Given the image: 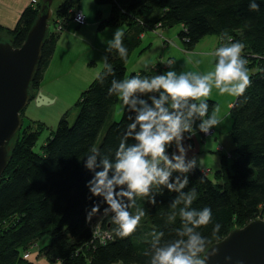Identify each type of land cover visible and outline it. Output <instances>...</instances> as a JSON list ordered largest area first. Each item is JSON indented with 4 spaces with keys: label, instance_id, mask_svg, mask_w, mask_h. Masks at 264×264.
Masks as SVG:
<instances>
[{
    "label": "trees",
    "instance_id": "1",
    "mask_svg": "<svg viewBox=\"0 0 264 264\" xmlns=\"http://www.w3.org/2000/svg\"><path fill=\"white\" fill-rule=\"evenodd\" d=\"M94 1L97 5L111 4V13L99 22V29L127 27L123 35L127 59L122 60L115 49L107 53L115 75L108 74L105 68L101 70L78 98L75 106L79 111L74 123L71 124L65 114L41 153L34 151L38 131L23 126L22 111V126L9 146L10 159L0 179V264H35L23 253L30 244L46 235L50 236V242L39 251L51 264H149L150 258L143 254L149 247L148 234L153 230L162 231L164 239L175 238V229L182 226V221L178 215L173 223L167 219L176 196L167 189L156 195L155 205L147 200L138 201L147 215L130 237L115 235L116 225L110 213L104 215L97 232L92 225L95 215L90 221L86 216V210L90 211L99 198L91 197L86 187L92 173L84 166L85 154L96 147L114 158L130 123L124 109L121 119L107 127L98 143L113 105L118 101L115 95H109L111 81L126 78L127 62L133 50L140 46L146 31L158 27L181 25L178 37L187 52L210 35L219 38L217 48L228 42L223 39L226 36L231 37L232 42L244 43L242 55L248 61L247 67L255 68L256 72L250 76L251 86L243 96L236 98L229 111L234 149L224 155L212 177H209V169L196 167L188 174L189 184L183 191L195 188L197 198L192 207L212 210L213 223L199 229L205 237H211L215 223L221 225L218 234L221 240L235 227H243L256 218L264 219V0H255L259 11L249 10L250 0ZM41 9L40 3L27 7L13 29L0 25V37L10 40L15 47L21 46ZM76 9L73 0H64L53 14L56 31L48 30L45 36L31 83V100L62 31L69 21L73 22ZM99 14L100 11L96 14L97 20H100ZM167 62L163 66L168 68ZM162 73V68L155 66L147 71L132 72L129 78ZM208 104L210 115L218 103L208 99ZM176 175L178 173H174L173 178ZM105 207L106 204H101L100 212ZM130 211L135 214V209ZM103 232L111 237L103 238ZM219 240L212 239L211 245Z\"/></svg>",
    "mask_w": 264,
    "mask_h": 264
},
{
    "label": "clouds",
    "instance_id": "2",
    "mask_svg": "<svg viewBox=\"0 0 264 264\" xmlns=\"http://www.w3.org/2000/svg\"><path fill=\"white\" fill-rule=\"evenodd\" d=\"M249 10L259 11L255 0H250ZM123 35L120 28L116 29L107 42V51L115 49L126 60L128 50L123 44ZM223 39L228 42L209 53L215 63L206 73H177L171 70L175 61L169 60L170 70L165 73L113 79L109 95L119 99L129 114L130 123L114 158L92 147L85 154L86 160L83 159L85 168L92 173L86 187L91 197L99 198L90 211L86 210L87 219L90 221L99 214L101 204H106L103 214H111L117 237L132 236L147 215L139 200L155 205L156 195L162 189L176 193L170 204L173 211L167 219L173 223L178 215L182 226L175 229V238L170 240L164 239L162 231L153 230L148 234L151 239L143 254L150 258L149 264H208L218 254L215 248L209 251V246L212 239H220L221 225L214 224L211 237L203 236L199 229L213 223L212 210L192 207L197 198L195 188L183 191L189 184L188 174L197 167L196 157L187 158L191 145L185 147L184 141L190 140L197 131L208 135L211 129L225 122L219 105L209 115L208 99L213 89L221 96L240 97L251 86L248 61L242 55L244 43L232 42L227 36ZM102 61L107 73L114 76L108 57ZM173 146L175 151L169 155V148ZM174 173L178 175L173 178ZM130 209H135V214Z\"/></svg>",
    "mask_w": 264,
    "mask_h": 264
},
{
    "label": "rangeland",
    "instance_id": "3",
    "mask_svg": "<svg viewBox=\"0 0 264 264\" xmlns=\"http://www.w3.org/2000/svg\"><path fill=\"white\" fill-rule=\"evenodd\" d=\"M46 0H39L40 5L43 6ZM64 0H53L51 3V7L54 12L57 10L58 6L63 2ZM76 4L78 0H73ZM80 7L82 8L86 18L87 23H90L91 18L94 22L91 27H89V30L85 32L84 36L88 38H94L96 33L100 34V39L105 40H111L113 38L114 32L116 29L120 28L122 32L125 30L124 25H118V26H109L105 28L99 29V22L102 20H105V15L109 14L108 12L111 10V4H104V5H97L94 0H81ZM92 7L91 11V17L87 13L90 8ZM94 7V9H93ZM106 9V11L104 10ZM102 10V12H101ZM100 11V20H97L95 18L97 12ZM102 13V16H101ZM105 14V15H104ZM53 17V16H52ZM97 20V21H96ZM69 24H75L73 22H69ZM68 25V23L66 24ZM77 27V25L75 24ZM81 26L80 28H82ZM166 29V30H165ZM182 27L181 25H175L173 27L168 28H157L156 30H148L145 33L144 38H142V42L139 47L133 50L132 54L130 55L128 62H127V70H126V78H129V75L132 72L139 71V70H150L152 67L158 66L159 68H162L163 73L169 71L170 69L167 67H164L163 64H165L168 59L171 57L173 61H175V64L171 70L176 71L177 73L180 72H198V73H206L207 71H210L214 67L215 58L212 55L209 54H199V49H203L204 51H211L214 52L216 45V39L217 36L210 35L204 37L196 46V53L193 51H183V44L181 40L178 37V33L181 31ZM49 30L56 31V26L53 23V19L50 20V26ZM164 30V34H163ZM162 31V32H161ZM64 33V32H63ZM165 39H167V44L165 48V43H163V36ZM93 42V40H90ZM92 45V43H91ZM88 46V45H87ZM82 47H80L81 49ZM78 52V51H77ZM73 51V55H69V60L71 57L75 56L73 61L70 63H77V71L75 73L66 74L58 77L57 79V88L54 90V92L58 95V100L54 103H48L45 105H41L37 99H32L29 101L28 105L24 109V115H23V126L28 127L30 126L32 130L38 131L37 132V142L34 146V151L37 153L42 152V147L47 141L48 137L51 135L52 132H54L58 126V123L60 119L66 114L68 117V121L72 124L74 123L77 113L79 111L78 107L75 106L78 98L80 97L81 93L88 88L90 83L98 76V74L101 72V70L104 68L103 65V58L93 55V51L91 50H85V54L82 53L80 57H78V52ZM91 56H95L97 60V65H92V68H88V62L91 60ZM57 57L59 55L57 54ZM98 60H101L100 62ZM164 68V69H163ZM89 69L93 70V74L91 73ZM249 75L251 76L254 72H256V69H249ZM95 71V73H94ZM89 75L90 81L87 83V85H84V81L81 80V82H78L77 77L81 75ZM91 76V77H90ZM237 97H231V96H221L216 89H213V92L209 99H212L218 103L220 106V116L225 121L221 126H219L218 133L221 137L224 136L225 139L229 141L230 144H232L231 147L227 148L230 149L234 147L233 145V138L231 134L232 129V117L229 113L230 107L229 103L232 101L234 102ZM124 112V108L122 107L121 102L118 101L113 105L112 111L110 113V116L108 117V120L106 121L104 128L102 129V132L100 133V136L98 138V143L101 141L107 127L113 123L117 122L121 119ZM199 124V121L196 122ZM203 135V134H202ZM214 173H210L209 177H212ZM103 212H100L99 214L95 215L92 219V225L96 229L99 224L102 222V219L104 217ZM50 242V236L46 235L45 237L39 239L34 244H30L29 248L24 251V257L25 254H29V258L35 262V264H51L45 257L40 253V247L48 244Z\"/></svg>",
    "mask_w": 264,
    "mask_h": 264
},
{
    "label": "water",
    "instance_id": "4",
    "mask_svg": "<svg viewBox=\"0 0 264 264\" xmlns=\"http://www.w3.org/2000/svg\"><path fill=\"white\" fill-rule=\"evenodd\" d=\"M52 16L46 0L21 46L0 37V179L10 159L9 146L22 126L21 113L31 100V83ZM40 99V104L50 101L41 94ZM213 248L218 254L208 264H264V219L233 228L209 251Z\"/></svg>",
    "mask_w": 264,
    "mask_h": 264
},
{
    "label": "crops",
    "instance_id": "5",
    "mask_svg": "<svg viewBox=\"0 0 264 264\" xmlns=\"http://www.w3.org/2000/svg\"><path fill=\"white\" fill-rule=\"evenodd\" d=\"M78 1L81 2V0H78ZM78 1L76 4V8L83 11ZM38 3H39V0H37V4ZM30 5H32V0H0V25L4 27L5 29L15 28L19 22L22 12ZM104 10L106 11L105 8ZM91 11H92V7L87 12L90 17H91ZM108 13H109L108 15L104 14L106 17L105 19L109 17L111 10ZM101 16H102V13H101ZM90 21H91L90 23H86L85 25H82L83 26L82 28H80L81 26H78L76 23L75 24L77 25V27L75 26V24H69L70 22L69 21L64 31H62L60 39L56 47V50H55V53L48 67L46 68L44 72L40 86L34 96V99H37L38 102H40L41 100L40 94L50 99V101H48L47 103H42L41 105H45L48 103H54L56 102V100H58L57 99L58 95L54 92V90L58 86L56 83L58 77L62 75H66L68 73L69 74L75 73L77 71V63L75 62V60H74V63L70 64L73 61L75 56L74 57L72 56L71 59L69 60V55H73V51L80 52V53L77 52L78 57H80L82 53L85 54L86 53L85 50H91V49L93 51L92 53L93 55H96L102 58L103 56L104 57L107 56L108 40H105L104 38L100 39L99 33H96L94 38L93 37L88 38L84 36L85 32H87V30H89V27H91L94 23L92 21V18ZM126 30H128L127 27L125 28L124 32ZM163 34H164V30H163ZM144 36L145 34L142 36V38H144ZM161 36H163L162 33H161ZM90 40H93V42H91ZM164 41H167L165 37L163 38V43ZM218 41H219V38L217 37L216 45H214L215 49H217ZM80 47L82 48L80 49ZM165 48H166V44H165ZM195 50L196 48L194 49V53H196ZM198 53L203 55V54H209L211 53V51H204L203 49H199ZM57 54L59 55V57H57ZM169 60L173 61L171 57L168 59V61ZM98 61L100 62L101 60H98ZM92 65H97V60L95 56H91V60L88 62L87 67L92 68L91 67ZM89 71H90V75L91 73L93 74L92 69H89ZM77 80L78 82H81V80H83L84 85H87V83H89L90 81V78H89V75L87 76L86 74V75H81L77 77ZM232 105H233V102L231 101L229 103V107L231 108ZM217 128H214L215 132L213 133V135L205 136L204 134L202 135V133L197 131V134L193 136L190 140L185 139L184 141L185 147H187L188 145H191V150L188 152L187 158L191 159L193 157H196L197 167L201 169L203 168L209 169L210 173H214L216 169L220 168L224 155L230 154L231 151L234 149V147H232L227 150V148L231 147L232 144H230L229 141L224 138V136L221 137L219 134H217L218 133ZM219 146H222V147H219ZM173 151H175L174 146L169 148V154L171 155Z\"/></svg>",
    "mask_w": 264,
    "mask_h": 264
},
{
    "label": "built area",
    "instance_id": "6",
    "mask_svg": "<svg viewBox=\"0 0 264 264\" xmlns=\"http://www.w3.org/2000/svg\"><path fill=\"white\" fill-rule=\"evenodd\" d=\"M37 4V0H32V5H36ZM78 17L80 18L79 22H78ZM72 21L74 23H76L77 25L79 26H82V25H85L87 23V18L84 14L83 11L79 10V9H76L74 12H73V17H72ZM62 26L59 27V29H61ZM214 133V129H211L210 130V134L208 135H205V136H210ZM95 232H97V229L95 230ZM103 238H110V234L108 232H103ZM28 256V253L25 254V257Z\"/></svg>",
    "mask_w": 264,
    "mask_h": 264
}]
</instances>
